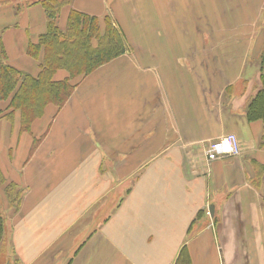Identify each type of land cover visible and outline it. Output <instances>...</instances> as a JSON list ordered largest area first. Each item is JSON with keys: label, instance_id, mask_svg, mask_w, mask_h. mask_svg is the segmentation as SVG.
Returning <instances> with one entry per match:
<instances>
[{"label": "crops", "instance_id": "0c3cea01", "mask_svg": "<svg viewBox=\"0 0 264 264\" xmlns=\"http://www.w3.org/2000/svg\"><path fill=\"white\" fill-rule=\"evenodd\" d=\"M15 1L0 2V36L9 64L36 75L29 45L48 18L40 0ZM125 1L63 7L61 18L110 11L130 49L31 131L14 118L8 175L0 161V198L7 181L22 189L7 216L12 264H174L185 245L191 264H264V121L246 116L264 74V0H217L225 29L202 39L193 15L206 22V0H170L157 27L161 0ZM229 133L241 154L209 162V142Z\"/></svg>", "mask_w": 264, "mask_h": 264}, {"label": "trees", "instance_id": "16d2710c", "mask_svg": "<svg viewBox=\"0 0 264 264\" xmlns=\"http://www.w3.org/2000/svg\"><path fill=\"white\" fill-rule=\"evenodd\" d=\"M72 0H41L45 9L47 31L36 43L29 45L28 53L39 60V72L33 75L7 63L6 50L0 36V118H20L21 129L31 131L33 122L44 114L48 104L62 107L77 86L74 79L84 77L129 50L126 36L109 11L103 18L72 9L66 28L58 25L63 7ZM104 25L103 28L101 25ZM262 59L264 55H262ZM66 70L69 76L54 79L58 70ZM262 86L251 98L246 116L249 120L264 121V74ZM1 182H5L2 175ZM6 193L17 207L22 189L15 183L6 186ZM6 221L0 201V259L5 243ZM188 248L183 246L174 264H191ZM1 264V263H0Z\"/></svg>", "mask_w": 264, "mask_h": 264}, {"label": "rangeland", "instance_id": "374dc122", "mask_svg": "<svg viewBox=\"0 0 264 264\" xmlns=\"http://www.w3.org/2000/svg\"><path fill=\"white\" fill-rule=\"evenodd\" d=\"M2 1H4V0H0V2H2ZM16 1H17V3H16L17 10H20L24 5L28 6V5L34 4V1H36V0H16ZM205 2L207 3L206 6L208 8V10L205 11V13H204L206 22H204V24L201 22V20H202V17H200L201 13L198 12L197 9H196V12H194V15H193V19H194V24L193 25H194L195 33L198 34L199 35L198 37L201 38V39H202L203 36H206L205 34H206L207 31H205L206 30L205 28L207 26H210V29L213 32H215L216 34H218L220 29L221 30L225 29V28H223L224 26L222 25V23H225V20L222 19L223 16L217 17L218 15L220 16V12H219V8H218V1L217 0H208V1L206 0ZM119 3L123 7L124 6H128L129 7L128 2H126L125 0H120ZM198 3H202V0H200L199 2H195V4H198ZM174 4L175 3L173 1L170 2V0H161L160 1L161 8H160V10H157V12H156L157 17H156V20H155V23H154V25H156V27L159 26V21L161 19H163V23L166 22V20L169 18V16H168L169 13H171L173 11ZM111 5H112V3H111ZM164 5L166 7V12L164 11L165 14L163 13V6ZM65 7H67V6H65ZM67 13H68V9L66 8V9H64V11L62 13V18L60 16L61 13H60V15L58 17V21H57L58 25L61 28H63V29L67 27V21H68ZM187 13L189 15V12H187ZM149 16L153 17L152 12H150ZM135 17H136V20H139L137 15ZM103 26L104 25L102 24L101 27L103 28ZM145 29H147V27ZM126 40H127V38H126ZM127 43H128V41H127ZM128 45H129V43H128ZM146 45L147 44L145 43V41L142 42V47L145 48ZM210 46H211V44L208 47H206V48H208L210 50ZM153 47H154V45H152V44L147 45V51H149L150 49L152 50ZM129 49H130V46H129ZM205 50L206 49H204L202 47V48L197 50L196 54L200 55V56L203 54L202 56H204V51ZM261 54L264 55V49L262 50ZM6 56H7V54H6ZM6 59H7V63L9 64L8 57ZM60 71L65 72V74H66L65 77H64V74H60L59 77H58L60 80H61V78L65 79L66 77L69 76V74H68V72L66 70L61 69V70H59V72ZM54 78L59 80L57 78V76H54ZM82 78L83 77H79L77 79H74L73 82H75L78 85L79 83H81ZM4 107H5V103H2L0 105V108L3 109ZM56 111H58V110H56ZM55 114H56V112H55ZM13 121H14V118H13L12 121L8 120L7 118H0V138H1V141H0V152L4 151L1 154V156H0V161H1V164L3 165V170H4L6 175H8V171L11 169L12 163L10 161V156H7L5 152L7 151V147L8 146H11V147L13 146V141H14L13 138H14V136H15L18 128H19V123L16 122L15 124H12ZM14 127H16V132H15ZM37 135H40V134H37ZM24 141H26L28 143L26 148L29 150V147H30V145L32 143V136H27L26 140H24ZM15 158H16V149H15ZM9 179H11V178H9ZM7 182L11 183V181H7ZM1 184H2V182L0 183V188H1ZM6 192H7L6 189L3 190L2 193H4L5 196L0 198L1 209H2V211H3L4 215H5V219H6V232H5V243H4V245H6V246L3 247L4 253H3V255H1L2 259H0V263L1 264H12L13 255H10L9 245H8L9 234L11 233V228H10V226L8 224L7 216L8 217L10 216V214L12 213V210L14 209V207L11 204L12 200L10 199V197L7 196L8 193H6ZM18 205H19V203H18ZM66 238H68V236H66ZM67 254H69V252Z\"/></svg>", "mask_w": 264, "mask_h": 264}, {"label": "built area", "instance_id": "2783aa9c", "mask_svg": "<svg viewBox=\"0 0 264 264\" xmlns=\"http://www.w3.org/2000/svg\"><path fill=\"white\" fill-rule=\"evenodd\" d=\"M240 154V141L234 133L226 134L211 141L206 147V157L209 162L223 159L226 156H239Z\"/></svg>", "mask_w": 264, "mask_h": 264}, {"label": "water", "instance_id": "95a60500", "mask_svg": "<svg viewBox=\"0 0 264 264\" xmlns=\"http://www.w3.org/2000/svg\"><path fill=\"white\" fill-rule=\"evenodd\" d=\"M213 211V207H211V212Z\"/></svg>", "mask_w": 264, "mask_h": 264}]
</instances>
